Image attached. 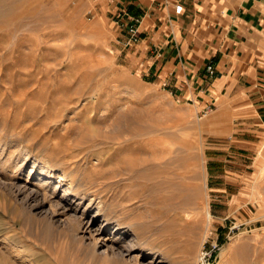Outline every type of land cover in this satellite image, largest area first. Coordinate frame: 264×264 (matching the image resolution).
Masks as SVG:
<instances>
[{"label":"rangeland","instance_id":"rangeland-1","mask_svg":"<svg viewBox=\"0 0 264 264\" xmlns=\"http://www.w3.org/2000/svg\"><path fill=\"white\" fill-rule=\"evenodd\" d=\"M121 30L103 0H0V178L22 185L48 159L53 183L74 175L84 217L98 213L87 231L47 232L0 188L23 215L0 206V264H264V133L241 155L213 114L129 65ZM105 219L113 252L93 246Z\"/></svg>","mask_w":264,"mask_h":264},{"label":"crops","instance_id":"crops-1","mask_svg":"<svg viewBox=\"0 0 264 264\" xmlns=\"http://www.w3.org/2000/svg\"><path fill=\"white\" fill-rule=\"evenodd\" d=\"M103 1L110 14L140 18L137 42L126 45L129 34L121 30L129 65L199 113L213 114L207 127L229 132L250 157L264 133V0Z\"/></svg>","mask_w":264,"mask_h":264},{"label":"bare ground","instance_id":"bare-ground-1","mask_svg":"<svg viewBox=\"0 0 264 264\" xmlns=\"http://www.w3.org/2000/svg\"><path fill=\"white\" fill-rule=\"evenodd\" d=\"M0 149L2 152L1 154H3L7 149V145H3L2 143H0ZM19 153L20 155L18 154L17 156L19 157L22 155L21 162H19L18 157L14 159L15 153L11 155V158H9L10 159L9 162H7L8 163L7 167L12 168L14 172H21L23 169H25L28 165V161L31 158L30 157L31 154L29 153L28 150L25 149L23 150L21 148ZM11 161L14 162L12 163ZM53 167L54 165L48 159L47 160L41 159L39 162L35 161L28 172L27 179L25 180L24 184L17 186L14 183H7V181L5 183V181H2L3 178L2 179L0 178V188H3L4 186L6 187L8 186L11 193H13L12 195L15 196L16 201L17 200L20 201L19 204L20 208L26 213L25 219L30 223L29 225H31L32 227L49 232L53 229L54 225H56L55 223H58V225L62 224L63 227L62 231L66 232L67 234L69 232L70 233L74 232L75 230L87 231L95 223V218L97 217L98 213H94L93 216L90 218L84 217V212L89 209L88 208L89 206L88 205L83 206L84 192L78 189L79 186H76L75 184L76 179L74 175L71 174V172H70L71 175H69L67 174L68 172H66V170L63 169L61 171L63 175L58 176L59 178L58 183L60 184L62 182H68V180L69 181L71 180V182L68 185V187L64 188V192L62 195H59L57 193L58 188L59 187L61 188L62 186H59V184H55L52 182V180L55 179L54 174H52V172L54 171ZM30 178L31 180L37 179L38 183L30 184L29 181ZM1 193H0V206L3 208V210H9V212L14 214V218L17 217L21 219V217L23 216V215L21 216L22 211L19 212L18 211L19 208L14 206L15 203L10 201L11 197L9 199L7 195ZM78 195L79 197L81 195L82 198L75 199ZM72 196H74V198ZM77 201H78L77 203L78 206L81 204L83 206L84 209L82 210L83 214L77 215V212H75L76 210L74 212L71 211L73 208L72 204H75V202ZM47 203L50 204V209L45 210V205ZM206 211H207L206 215L208 216L206 218H208V222H210L211 220L210 218L212 215L208 207ZM38 214H41L43 216L41 218L40 217L36 218L37 216L35 215ZM57 217L58 219H55ZM25 222L26 221L23 220V222H21L20 224L24 225ZM107 223L108 222L105 219L101 223L100 227L95 230L96 238L94 239L93 246L98 247L99 243L102 242V245L104 247H108V250H112L113 252V250L116 249L115 248L116 242L114 238L105 235V225H107ZM117 227H120V224L117 225L115 229H117ZM126 253L130 254L131 248L130 250H127ZM207 255L208 253L207 254L202 253L201 259L199 257L200 264H205V257ZM137 257L139 258V256Z\"/></svg>","mask_w":264,"mask_h":264},{"label":"built area","instance_id":"built-area-1","mask_svg":"<svg viewBox=\"0 0 264 264\" xmlns=\"http://www.w3.org/2000/svg\"><path fill=\"white\" fill-rule=\"evenodd\" d=\"M182 6L179 5L176 8L177 12H181ZM128 14L120 11L116 14V23H118L119 27L126 30L129 34V38L126 41V45H130L131 43H135L139 40V33H138V24L140 22L139 17H130L129 19L126 18ZM125 16V17H124ZM206 70L209 76L215 75V65L214 61L210 60L206 66ZM208 253V252H206Z\"/></svg>","mask_w":264,"mask_h":264}]
</instances>
